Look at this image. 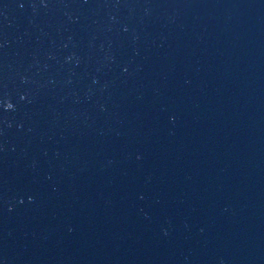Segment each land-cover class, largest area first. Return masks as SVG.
Returning <instances> with one entry per match:
<instances>
[{
	"label": "water",
	"instance_id": "water-1",
	"mask_svg": "<svg viewBox=\"0 0 264 264\" xmlns=\"http://www.w3.org/2000/svg\"><path fill=\"white\" fill-rule=\"evenodd\" d=\"M0 264H264V0H0Z\"/></svg>",
	"mask_w": 264,
	"mask_h": 264
}]
</instances>
